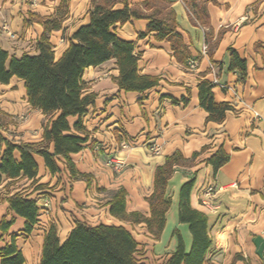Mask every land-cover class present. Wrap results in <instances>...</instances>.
<instances>
[{"label":"crops","instance_id":"crops-1","mask_svg":"<svg viewBox=\"0 0 264 264\" xmlns=\"http://www.w3.org/2000/svg\"><path fill=\"white\" fill-rule=\"evenodd\" d=\"M159 1L127 0L129 6L145 13L155 7L163 14L171 12L178 41L186 57L196 59L197 65L188 68L178 60L170 40H157L154 32L139 36L146 29V18L116 25V34L133 41L135 52L140 53L138 72L156 77L158 83L143 92L124 91L115 80V59L86 67L83 93H92L94 103L80 117L87 141L70 153L77 174L69 171L62 157L56 158L59 170L52 173L43 157L34 153L38 167L34 178L1 175L0 220L5 216L13 221L6 232L0 231V248L16 234L22 264H39L43 236L50 224L56 227L60 241L76 222L125 228L137 224L150 234L144 222L112 215L109 201L123 188L126 213L148 216L146 198L153 191L155 169L175 151L184 160L173 166L167 180L165 196L170 205L158 237L162 244H169V255L177 243L172 234L175 228L186 251L191 246L188 223L178 219V204L181 185L193 179L189 205L207 216L211 240L203 264H264V0H161L163 5ZM90 5L91 0H0V48L15 57L35 54L44 30L42 20L59 16L61 28L48 34L57 59L67 48L71 33L88 21ZM122 6L115 4L116 8ZM203 45L207 46L205 53ZM229 48L245 60L244 79L237 70L229 69ZM201 79L214 83L216 102L231 106L221 122L207 120L208 113L199 105L197 84ZM52 115L29 104L22 79L12 76L8 82H0V152L4 140L42 143L43 129ZM76 119L68 117L71 127ZM72 132L76 130L72 128ZM154 145L159 146L158 152L151 149ZM219 147L229 159L213 171L205 159ZM194 152L196 156H192ZM14 156L18 158L16 151ZM111 157L123 160L124 166L116 170L108 162ZM208 184L216 188L212 207L198 199ZM15 192L34 199L38 207L29 233L24 232V217L8 207L6 198Z\"/></svg>","mask_w":264,"mask_h":264},{"label":"trees","instance_id":"trees-1","mask_svg":"<svg viewBox=\"0 0 264 264\" xmlns=\"http://www.w3.org/2000/svg\"><path fill=\"white\" fill-rule=\"evenodd\" d=\"M162 1H159L160 5L164 4ZM116 3H122L123 6L116 8ZM144 6L148 8L149 1L144 2ZM88 16V21L71 33L67 48L57 59L48 34L53 29L61 28L59 16L42 20L44 30L36 42L35 54L23 53L20 57H15L0 48V82L6 83L12 76L22 79L29 104L45 115L53 114L43 129L42 143H13L4 140L5 147L0 152V177L34 178L38 170L34 153L43 157L44 164L52 173L59 170L56 158L62 157L69 171L73 175L77 174L70 153L80 150L87 141V133L80 117L94 103L92 93H83L82 74L86 67L96 66L113 58L118 69L115 80L119 89L143 92L157 85L156 77L138 72L140 53L135 52L133 41L122 39L116 34L117 24L133 18H146V29L139 36L154 32L155 39L170 40L175 57L188 64L190 58L186 57L185 50L178 41L179 34L169 11L163 14L161 9L155 7L145 13L138 7L129 6L127 0H91ZM229 54V69L237 70L240 78L244 79L245 60L232 48H229ZM213 86L214 83L207 79L198 82L199 105L208 113L207 120L221 122L231 106L214 100ZM70 116L77 117L73 127L68 121ZM72 128L76 132H72ZM49 144L52 145L51 151ZM15 151L18 158L14 156ZM196 155L197 152H194L192 156ZM228 159L229 155L219 147L205 159V163L216 171ZM183 160L181 153L175 151L166 156L163 164L156 167L153 191L146 198L150 210L148 216L139 212L126 213L123 188L117 189L109 201L110 213L133 223L144 222L146 230L158 238L170 205V198L165 196L166 183L173 166ZM193 182L190 179L181 185L178 204V219L188 223L192 236L191 246L186 251L180 231L173 229L172 234L177 241L175 249L161 264H203L206 260L211 240L207 231V216L189 205L188 194ZM6 201L10 210L24 217V232L29 233L38 215L35 200L15 192L7 196ZM12 221L13 217L8 221L5 216L1 218L2 234ZM15 236L16 234H11V242L0 248V264L23 263L22 253L15 244ZM137 245L131 231L122 225H88L76 222L60 241L56 227L50 224L43 236L39 264H146L135 257Z\"/></svg>","mask_w":264,"mask_h":264},{"label":"rangeland","instance_id":"rangeland-1","mask_svg":"<svg viewBox=\"0 0 264 264\" xmlns=\"http://www.w3.org/2000/svg\"><path fill=\"white\" fill-rule=\"evenodd\" d=\"M133 237L137 240L135 257L146 264H161L169 255L171 249L168 243L159 242L158 238L148 234L143 226L126 224ZM208 264H213L207 261Z\"/></svg>","mask_w":264,"mask_h":264},{"label":"built area","instance_id":"built-area-1","mask_svg":"<svg viewBox=\"0 0 264 264\" xmlns=\"http://www.w3.org/2000/svg\"><path fill=\"white\" fill-rule=\"evenodd\" d=\"M3 28L10 33V31L8 30L7 26L4 25ZM11 34V33H10ZM206 49H207V46L206 45H203L202 47V51L205 53L206 52ZM197 65V60L194 59V58H190L188 60V64H187V67L188 68H194L195 66ZM254 116H257L258 117V113L257 112H254ZM126 146V145H125ZM151 149L155 152H158L159 151V146L157 145H154L151 147ZM108 162L110 164L113 165V167L116 169V170H120L123 166H124V162L123 160L121 159H118L116 157H111ZM216 193V188L212 185V184H208L206 185L200 192H199V195H198V199H199V202L207 207H212L213 204H212V198L214 197Z\"/></svg>","mask_w":264,"mask_h":264}]
</instances>
